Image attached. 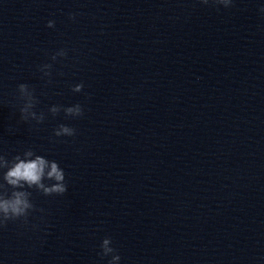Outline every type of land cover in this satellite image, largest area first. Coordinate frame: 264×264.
<instances>
[{
    "label": "clouds",
    "instance_id": "9594fccd",
    "mask_svg": "<svg viewBox=\"0 0 264 264\" xmlns=\"http://www.w3.org/2000/svg\"><path fill=\"white\" fill-rule=\"evenodd\" d=\"M199 3L211 7L222 6L230 9L234 6V0H199ZM262 18H264V5L258 9ZM76 13H70L69 19L75 21ZM48 28L55 27V21L47 22ZM68 50L61 48L51 54L50 59L56 62L58 58H66ZM52 63H45L38 66V71L43 77H48V83H51ZM42 77V78H43ZM84 88L83 83L72 86L74 93H80ZM20 119L23 122L35 121L36 124L44 122L46 116L43 111L37 113L34 109L39 104L35 94V89L26 83L17 85ZM61 111L66 117L79 118L84 115V109L77 103L72 106L64 107L54 104L48 108L52 116L58 115ZM76 129L65 124H59L53 130L54 137H74ZM51 181L52 183H45ZM26 189H35L45 196L64 195L68 188L65 180V172L55 160H49L42 155L36 154L31 148L23 151L22 154H16L11 159L6 154H0V229L7 227L9 222L21 221L24 225L28 224V218L36 209L30 199L32 193ZM36 229L37 225H32ZM101 251L98 254L101 259L111 257L107 264H119L121 257L118 250L112 246L110 237L103 239L100 245Z\"/></svg>",
    "mask_w": 264,
    "mask_h": 264
},
{
    "label": "water",
    "instance_id": "95a60500",
    "mask_svg": "<svg viewBox=\"0 0 264 264\" xmlns=\"http://www.w3.org/2000/svg\"><path fill=\"white\" fill-rule=\"evenodd\" d=\"M73 0H0V125L29 81ZM55 21L54 28L47 22Z\"/></svg>",
    "mask_w": 264,
    "mask_h": 264
}]
</instances>
